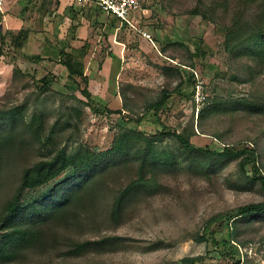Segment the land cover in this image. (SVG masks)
<instances>
[{"label":"trees","instance_id":"trees-1","mask_svg":"<svg viewBox=\"0 0 264 264\" xmlns=\"http://www.w3.org/2000/svg\"><path fill=\"white\" fill-rule=\"evenodd\" d=\"M27 1L32 7L28 19L35 20L41 13L42 28L38 31L23 26L2 33L0 27V56H4V61L11 64L9 88L16 82L28 79L34 88L31 95L36 97L37 102L41 97L43 100L49 97L51 85L57 78L50 73L36 78V74L23 71L12 57L16 51L23 53L28 49L32 40H45L43 36L47 32L55 35L52 30L60 0ZM229 1L235 10L229 21L215 18L219 13L229 14ZM196 2V8L187 14L212 21L221 29L219 49L227 56L228 68L234 67L232 79L239 85L253 84L264 69V0ZM86 7L91 8L96 16H88L93 25L99 23V17L107 18L95 5L86 2ZM68 9L73 11L71 14L76 11L72 6ZM67 10L63 13L70 17L73 25L75 18L78 19L77 14L69 15ZM5 16L6 13L0 10V24ZM117 23L132 32V27L130 29V26L116 18L111 19L110 25L114 27ZM112 31L113 29L110 32ZM108 36L109 32L101 34V56H104L103 52L109 46ZM54 38L57 44L54 48L46 41L42 48L53 49L56 58L39 52L28 60L33 64L55 60L56 64L66 70L64 88L68 89L71 83L74 91L79 94V97L74 96L73 92L71 99L78 106L97 111L93 107L94 100L89 91L90 78L85 74V60L92 55L96 42L93 33L78 47L71 45L70 40H74L73 38ZM199 44H194V52L188 50L187 63L190 66L187 63H176L164 64L160 68L166 79L178 77L179 83L171 91L163 88L159 99L135 120L138 124L142 122L143 116L150 113L155 134L149 136L136 129L123 127L114 137L111 147L105 151H94L83 145H77L71 151L66 150L62 142L72 128L69 120L79 113L73 106L66 109V120L50 124L45 110L38 108L37 103H34L33 110L28 113L26 103L4 101L0 106V178L9 171V167L15 166L18 159L28 157L31 161L21 169L13 194L0 207V264L22 263L31 256H51L66 261L124 251L131 244V239L107 235L101 229L118 228L133 218L137 206L167 193L169 188L161 182L162 177L175 176L186 169L192 175L210 178L217 176L231 164L238 168V179L229 187L236 191H250L256 187L261 200L209 217L194 241L212 248L211 251L206 249L209 259L221 260L223 264L246 262L242 260L239 250L247 244L242 240L244 232H241V228L247 230L255 223H264L263 150L258 147L255 139L250 146L221 145L218 142L219 145L195 146L191 142V138L196 135L192 121L178 132L166 127L157 117L159 111L171 109L169 99L176 96L184 84L191 87V92L189 98L183 100L188 101L193 97L196 85L194 72L186 75L185 71L192 67L194 58L205 57ZM168 46L179 47L180 44L160 46V53H167ZM9 54L14 56L7 61ZM133 87L131 82L118 83L121 112L127 111L124 109L127 94ZM59 96L62 98L64 95ZM54 98L52 96V102ZM206 101L208 102L199 111L197 120L229 114L264 117V99L260 97H241L227 102L207 98ZM217 138L219 139L218 136ZM165 139L175 142L174 149L159 150ZM38 189L43 191L37 199L28 195ZM85 231L91 233L92 237L84 238ZM162 245V242H156L154 248ZM174 264H204V259L200 256L184 257Z\"/></svg>","mask_w":264,"mask_h":264},{"label":"rangeland","instance_id":"rangeland-1","mask_svg":"<svg viewBox=\"0 0 264 264\" xmlns=\"http://www.w3.org/2000/svg\"><path fill=\"white\" fill-rule=\"evenodd\" d=\"M3 1L0 0V10L7 13L0 24L2 33L8 29L16 30L25 25L34 30L42 28L41 13L39 17L36 16L35 20L34 18L28 19L32 7L27 0ZM60 4V13L55 23L57 29H53L55 35L52 36L47 32L43 36L45 40H32L30 47L23 53L16 51L15 56L9 54V59H6L9 61L14 56L12 58H15L22 70L36 74V78L47 73L55 76L57 81L51 85L49 97L46 100L41 97L36 102V97L31 95L34 91L33 84L28 79L16 82L9 88L11 64L4 61V56H0V106L4 104V101L26 103L29 113L33 110L34 103H37L38 108L45 110L50 124L66 120V109L73 106L79 110V113L69 120L72 128L68 130V136L65 135L66 139L62 142L66 150L71 151L77 145H83L94 151H105L111 147L114 137L123 127L136 129L149 136L155 134V126L150 113L143 116L142 122L138 124L135 120L145 114L150 104L159 99L163 88L171 91L179 83L178 77L166 79L160 68L164 64L189 62V52H194V44L200 43V50L205 53V57L194 58L191 63L192 67L186 68L189 70L185 71L186 75L188 72H194L196 85L193 97L188 101L183 100L191 92V87L184 84L178 92L179 96L175 93L177 97L173 95L169 99L171 109L159 111L157 117L166 127L178 132L192 121L196 135L191 138V142L199 147L218 143L250 146L253 144L252 140L255 139L258 147L263 150L262 161L264 163L263 116L229 114L197 120L199 111L208 102L207 98L221 99L225 102L241 97L264 99V69L253 84L239 85L232 79L235 73L234 67L228 68L227 56L219 49L221 29L216 27L212 21L187 14L196 8V0H144L143 8L148 12L144 16L131 14L129 17L136 28L135 31L130 27L132 32L136 33L135 35L122 26L114 31L118 24L113 27L110 25L111 19L102 16L97 19L99 23L93 25L88 16H96L91 8L86 9L85 1L61 0ZM231 5L232 2L228 6L229 14L219 13L215 18L229 21L234 10ZM70 6L76 10L73 14H71L73 12L71 9L67 10ZM65 10L69 15L77 14L78 19L75 18L73 25L70 17L67 15V18L63 13ZM112 29L113 31L110 32ZM137 30L151 37V42L146 41L151 51L140 49V40L143 37ZM107 32L112 42L115 40L126 46L122 54L124 68L120 78L122 82H131L134 86L133 90L128 91L127 94V104L124 107L127 111L121 112V106L115 109L113 105H108L105 98L97 95V87L91 89L93 93L90 92L94 100L93 107L97 111L82 105L78 106L71 99L73 92L74 96L79 97V94L74 91V86L70 83L68 89L64 88L66 83L64 67L56 64L55 60L36 64L28 60L29 57L39 52L56 58V52L50 48L57 45L54 36L68 40L73 38L74 40H70L71 45L79 46L80 40L93 33L94 40H96L94 50L85 61L86 67L88 63L92 67L93 73L90 75L94 77L97 74L96 57L102 48L101 34ZM45 41L50 43L48 47L50 49L42 48ZM172 43H178L180 46H168L167 53H160V46ZM110 53L117 54L112 48H109ZM59 94L64 96L60 98ZM52 96L55 97L54 102L51 100ZM159 147V150H171L174 149L175 142L165 139ZM30 161L28 157L18 159L15 166L9 167V171L1 176L0 207L13 194L21 169ZM237 179L238 168L235 164H231L217 176H210V178L192 175L186 169L181 170L175 176L162 177L161 182L169 188L167 193L150 198L137 206L133 218L118 228L101 229L107 235H118L131 239V244L126 250L66 261L51 256H31L27 261L18 264H174L184 257L195 256L202 257L204 264H223L221 260L209 259L206 251H211L212 248H206L204 244L195 242L194 238L202 232V226L209 217L242 204L261 200L256 187L250 191H236L229 187L230 184L233 186ZM228 181L231 183H227ZM42 191L38 189L28 195L37 199L42 195ZM252 226L247 230L241 228V232H244L242 240L247 244L239 249L240 255L242 260L246 261L244 264H264V223H255ZM85 235L84 238L92 237L88 232ZM156 242H162L163 245L154 248Z\"/></svg>","mask_w":264,"mask_h":264},{"label":"crops","instance_id":"crops-1","mask_svg":"<svg viewBox=\"0 0 264 264\" xmlns=\"http://www.w3.org/2000/svg\"><path fill=\"white\" fill-rule=\"evenodd\" d=\"M60 6H61V4H60ZM60 6H59V11L57 12V16L55 18V23H56V20L59 16V13H60ZM4 13H7V12L4 11ZM28 18H29V16H28ZM107 18L112 19L113 17L107 15ZM4 19H5V17H4ZM55 23H54L55 27L53 29L56 30L57 24H55ZM117 24H118V27L114 31L119 30L120 25H119V23H117ZM24 27L29 28L26 25ZM29 29L34 30V28L33 29L29 28ZM52 32H53V30H52ZM112 34L114 35V32ZM110 37L111 36H108L109 46L104 50V52H103L104 56L100 55L101 54L100 52L102 51L100 48V50L98 52V56L96 57V59H97V65H96V71L97 72L96 73L97 74L94 75V77H91L90 74L93 73V69H92V67H90L89 63H88V66L85 68V74L90 78L89 91L91 93H93L91 91V89H93L94 87H97V90H98L97 95L98 96L101 95L103 98L106 99V101L108 102V105H110V106L113 105V107H115V109H118V107L120 108V106H121V102H120V98H119V95L117 93V90H118V83L120 81H122L120 78L122 71H123V68H124V61L122 58V54H124V49H125L124 47H126V46L124 44L117 43L115 40L112 42V40H110ZM85 39L80 40V42H79L80 45H81V42L84 41ZM140 41H141L140 42V49H148L149 51H151L150 46H148L147 40L142 38V40H140ZM72 46L78 47L75 45H72ZM109 48H112L113 50H115L117 52V54H115V55L112 53L109 54ZM99 61H101V64H98ZM109 85H111V87L108 88L107 86H109Z\"/></svg>","mask_w":264,"mask_h":264},{"label":"built area","instance_id":"built-area-1","mask_svg":"<svg viewBox=\"0 0 264 264\" xmlns=\"http://www.w3.org/2000/svg\"><path fill=\"white\" fill-rule=\"evenodd\" d=\"M88 3H91L98 7L106 15L116 18L119 22L124 23L134 30L135 26L130 20L131 14L143 15L148 12L143 8L144 0H82ZM139 34L146 40L151 42V37L137 30Z\"/></svg>","mask_w":264,"mask_h":264}]
</instances>
